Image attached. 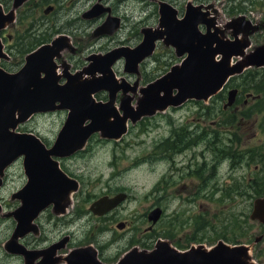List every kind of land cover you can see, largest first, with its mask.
<instances>
[{
	"label": "water",
	"instance_id": "1",
	"mask_svg": "<svg viewBox=\"0 0 264 264\" xmlns=\"http://www.w3.org/2000/svg\"><path fill=\"white\" fill-rule=\"evenodd\" d=\"M23 1L13 0L12 9L7 12L3 11L0 3V30L11 24L15 17L13 9ZM159 5L158 26L142 28V38L137 45L131 49L120 46L105 55H90L86 69L66 75L62 84L55 72L53 57L67 46L63 36L27 54L19 71L9 73L0 68V184L7 166L21 156L27 176L25 184L13 194L21 203L10 212L17 224L4 247L9 253L22 255L24 264H57L61 258L65 264H104L91 245L72 248L63 257L57 256V250L65 246L67 237L34 250H28L17 242L21 236L36 230L32 221L46 206L52 205L55 212L63 211L67 194L77 188L76 181L61 171L53 157L77 152L94 132L109 139L120 138L126 131L127 119L133 123L142 116L152 115L169 104H179L188 98L206 99L221 88L229 75L238 73L243 66L264 64V58H259L264 56L261 48L249 55L245 63L230 65V57L240 53L235 47L239 38L234 43L223 42L216 36L217 27L209 33H200L197 26L204 19L197 10L199 6L188 2L183 16L179 18L171 4L160 2ZM50 10L51 6H47L44 13ZM99 12L100 8L94 4L83 13V17H94ZM241 18L237 16L226 25L235 27L236 20ZM118 25L119 19L107 16L95 33L110 34ZM234 33H237L236 28ZM158 40L171 45L177 56L182 57L178 65L171 66L162 76L141 87H138L137 80L130 84L125 78L119 81L115 77L111 66L113 62L122 57L125 72L137 73L138 63L153 53ZM3 55L0 41V60ZM216 55L221 58L216 60ZM137 89L141 96L136 106L132 107L129 93ZM98 90L107 91L106 101H95L93 94ZM118 92L122 93V97L116 108ZM63 109L68 110L67 116L51 147H46L31 132L16 131L17 125L31 114ZM125 198L124 193L114 194L113 197L102 195L89 208L101 216ZM157 214V210H151L149 220L155 221ZM244 251L245 248L231 249L223 243L210 249L199 245L180 251L159 240L149 251L128 250L115 264H250L245 260ZM36 258L39 259L34 261Z\"/></svg>",
	"mask_w": 264,
	"mask_h": 264
},
{
	"label": "flooded vegetation",
	"instance_id": "2",
	"mask_svg": "<svg viewBox=\"0 0 264 264\" xmlns=\"http://www.w3.org/2000/svg\"><path fill=\"white\" fill-rule=\"evenodd\" d=\"M32 1H35L37 5L40 3L37 0H25L23 4L26 3L22 4L25 10ZM218 1L219 4L216 6ZM96 3L100 12L94 17L87 18L88 20L95 19V17L101 19V23L92 30L94 37L108 34L95 33V29L106 20L107 16L111 15L119 19V27L122 19L118 16L119 14L116 16L112 14V7L107 0H96L94 4ZM185 4L187 6L188 3ZM192 4L200 7L197 10L204 19V22L197 26L200 33L207 31L209 33L217 27L216 36L221 41L230 43L239 38L235 47L240 50V53L230 57V65L245 63L249 55L256 50L261 48L262 51L264 50V0H201L199 4ZM1 5L5 12L11 9L10 6L5 10L2 3ZM20 6L13 9L15 17L8 26L16 20V9ZM47 6H51L47 14L56 11L54 4H47ZM185 9L180 14L178 9H175L176 15L180 17ZM219 10L229 16L224 23L220 22ZM66 12L67 10L63 9L62 13ZM237 16H242V18L236 20L235 27L226 25L229 20L236 19ZM21 21L22 18L19 17V22L22 23ZM209 24H211L210 28ZM38 25L36 24V27L41 29ZM32 26L30 24L16 30L18 37H15L16 34L13 37L8 36L10 41L13 38V46L16 47L17 53L25 54L26 57L37 48L63 36L67 46L61 48L53 57L55 72L61 75L59 83L62 84L65 81L66 75H72L85 69L84 65L81 69H77L78 67H73L74 63L68 64V61H72L75 55L83 50L77 41L75 30L68 31L75 27L74 20L67 21L57 29L55 26H50L47 32L43 29L47 36L41 38H33L36 27ZM234 28L237 30L236 34ZM29 32L33 38L30 42L28 41ZM111 34L113 33L109 35ZM115 48L117 47L113 49ZM64 50H67L68 54L62 52ZM106 52L108 51L104 50L101 54H88L83 64L88 61L90 55H105ZM3 53L0 65L3 59H9L4 50ZM219 58H221L220 55L215 59ZM259 58H264V56L261 55ZM58 70L61 72L59 73ZM230 91H233L231 95ZM190 104L196 105L193 111L181 110ZM169 108L181 110V112L175 117L174 112L167 113ZM158 111L166 113L164 121L167 128L164 134L154 136L151 143L150 158L154 167L161 166L162 171L155 169V184L151 189L153 204L145 213L148 225L138 237L128 239L125 244H122L121 235L113 234L110 242L111 245H115L116 252L107 259L115 263L132 247L148 250L150 243L146 241L144 235L150 234L155 227V240H164L173 247L187 248L198 246V244L203 245L201 242L206 240L210 244L206 247L209 249L223 243L231 249L245 248V260L250 264H264V64L251 63L243 66L238 73L229 75L221 89L207 99L200 100L192 97L179 104H169ZM143 117L146 116L139 119ZM154 123L153 127L156 131L159 123L156 121ZM117 193L124 192L114 194ZM114 194L103 195L113 197ZM125 195L127 198L128 195ZM126 198L103 215L114 213L121 203L126 201ZM151 210L158 211V218L155 221L149 220L148 214ZM115 226L120 231H126L129 223L117 221ZM133 230L138 231L136 228ZM200 232L202 235L198 237ZM191 242L198 244L193 245ZM98 247L102 248V246ZM95 249L98 258L103 255L97 247Z\"/></svg>",
	"mask_w": 264,
	"mask_h": 264
},
{
	"label": "rangeland",
	"instance_id": "3",
	"mask_svg": "<svg viewBox=\"0 0 264 264\" xmlns=\"http://www.w3.org/2000/svg\"><path fill=\"white\" fill-rule=\"evenodd\" d=\"M0 1L5 10L9 9L10 6L12 9L13 0ZM95 1L57 0L55 2L54 0H41L40 2L37 0L40 2L38 5L32 1L25 10L23 5L26 1L16 9L17 18L13 24L7 25L8 27L6 26L0 31V41H2L3 50L9 58L3 59L0 67L9 73H15L24 63L25 54L17 53L16 47L13 46V38L12 41L8 39L9 35L13 37L14 34H16L15 37H18L16 30L23 26L26 27L31 24L32 27H36V24H39L41 29L36 27L33 38H41L47 36L43 29L47 32L50 30V26H55L57 29L67 21L74 20L75 27L67 29L71 32L75 30L74 32L78 37L77 41L83 50L76 54L72 61H68V64L74 63L73 67L81 69L82 65L86 66L87 62L85 64L83 62L90 53L101 54L104 53V50L108 51L114 47H119V45L129 47L137 45L142 38V28L158 26L160 2L171 4L175 9H178L180 14L183 13L186 2L199 4L201 0H107V3H110L109 5L112 7V14L121 16V25L111 35L94 37L92 30L101 23V19L95 17V19L88 20L82 16ZM47 4H54L56 11L45 15L43 8ZM218 4L219 1L215 5L218 6ZM63 9H66L67 12L62 13ZM219 16L221 23L226 22L229 17L228 14L221 11ZM19 17L22 18V23L19 22ZM33 38L30 34L28 41H32ZM62 52L68 54L67 50ZM180 58L181 56H177L171 45L165 44L163 40H158L153 53L139 63L137 73H126L122 58L112 66L115 77L119 80L124 77L131 84L137 80L138 87H141L162 76L172 65H178ZM58 71L61 72V70ZM129 95L132 97V106H136L138 98L141 96L139 89L129 93ZM107 97L106 90H98L94 94L96 101H105ZM120 97H122V93L118 92L115 98L116 106L119 105ZM195 107L196 105L190 104L181 110L193 111ZM181 110L169 108L167 113L174 112L173 116L177 117ZM165 114L164 111L157 110L152 116L146 115L134 123L127 120V131L118 140H110L100 133H94L77 152L65 158L56 157L62 171L76 180L78 188L72 190L69 198L63 202L65 211L55 212L51 205L45 207L33 219L36 230L18 238V242L28 249L34 250L45 248L48 244L57 241L58 238L68 236L67 245L57 251V256L63 257L62 255L70 248L90 243L103 254L99 256L100 261L104 264H113L114 261L107 259L116 252L115 245H111L110 242L113 234L121 235L123 237L122 244H125L128 239L138 237L148 225L145 213L153 204L151 189L155 184L156 170L162 171L161 166L154 167L150 158L151 143L154 136L164 134L166 131ZM66 116L65 109L40 112L33 114L27 121L17 125L16 129L21 132L31 131L46 146H51ZM155 121L159 123L156 131L153 127ZM26 180L27 176L24 174L22 158L19 157L7 166L0 184V264H24L22 256L9 253L4 246L10 240L17 224L10 212L20 206L21 203L19 199L13 197V194L25 184ZM116 192H124L128 197L114 213L95 216L89 210L88 206L91 201L103 194L112 195ZM117 221L129 223L126 231H120L116 228L115 223ZM134 228L138 229L139 233L133 230ZM201 235L202 232L199 233L198 237ZM144 236L146 241L150 243L147 249H150L156 241V228L153 227L150 234ZM191 243L193 245L198 244L196 242ZM201 243L204 247L210 246L206 240ZM98 246H102V248L100 249ZM178 249L184 250L186 247H178ZM57 264H65V262L61 258Z\"/></svg>",
	"mask_w": 264,
	"mask_h": 264
},
{
	"label": "bare ground",
	"instance_id": "4",
	"mask_svg": "<svg viewBox=\"0 0 264 264\" xmlns=\"http://www.w3.org/2000/svg\"><path fill=\"white\" fill-rule=\"evenodd\" d=\"M23 4V3H22ZM21 4V5H22ZM14 11V10H13ZM111 16V15H110ZM112 18H116V17H114V16H111ZM117 19V18H116ZM126 47H128V48H132V47H129V46H126ZM117 48H119V47H117ZM116 49V48H115ZM21 68V67H20ZM20 68H19V70H20ZM19 70H17V71H19ZM112 71H113V69H112ZM113 73H114V71H113ZM114 75H115V73H114ZM41 76H43V75H41ZM72 193V191H69V193L67 194V196H66V198L68 197L69 198V195Z\"/></svg>",
	"mask_w": 264,
	"mask_h": 264
},
{
	"label": "trees",
	"instance_id": "5",
	"mask_svg": "<svg viewBox=\"0 0 264 264\" xmlns=\"http://www.w3.org/2000/svg\"><path fill=\"white\" fill-rule=\"evenodd\" d=\"M40 2H41V0H40Z\"/></svg>",
	"mask_w": 264,
	"mask_h": 264
}]
</instances>
